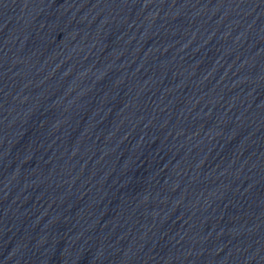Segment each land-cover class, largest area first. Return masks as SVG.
Listing matches in <instances>:
<instances>
[{"label": "water", "instance_id": "1", "mask_svg": "<svg viewBox=\"0 0 264 264\" xmlns=\"http://www.w3.org/2000/svg\"><path fill=\"white\" fill-rule=\"evenodd\" d=\"M0 264H264V0H0Z\"/></svg>", "mask_w": 264, "mask_h": 264}]
</instances>
